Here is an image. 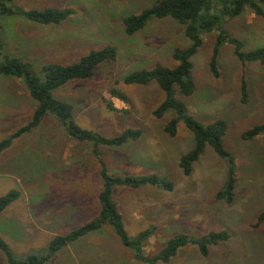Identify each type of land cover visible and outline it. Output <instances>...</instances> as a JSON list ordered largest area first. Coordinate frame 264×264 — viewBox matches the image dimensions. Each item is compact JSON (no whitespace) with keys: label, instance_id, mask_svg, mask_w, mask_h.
<instances>
[{"label":"rangeland","instance_id":"obj_1","mask_svg":"<svg viewBox=\"0 0 264 264\" xmlns=\"http://www.w3.org/2000/svg\"><path fill=\"white\" fill-rule=\"evenodd\" d=\"M158 0H14L25 9L55 8L70 14L58 25H39L8 17L5 24L7 50L34 63L70 65L94 50L114 46L117 55L95 68L93 76L75 79L55 91L71 103L74 120L82 128L112 137L129 128L140 129L138 140L119 147L102 146L111 173L124 176L156 174L173 184L131 188L118 186L113 193L126 228L136 236L155 227L144 248L157 254L166 240L186 234L201 238L226 231L229 238L210 247L207 257L196 245H186L166 264H264V134L245 140L242 134L264 123V67L243 63L234 46L226 43L217 56L219 75L211 70L216 35H205L203 45L191 58L195 91L177 93L189 113L204 124L223 119L225 148L237 166L233 200L219 198L225 190L228 168L211 146L193 164L190 174L180 166L183 155L194 146L192 132L183 121L175 136L165 130L175 116L155 111L165 92L156 81L126 84L124 78L157 64L174 67L175 48L191 41L184 25L171 17L153 18L133 35L126 33L124 18L138 14ZM228 32L249 51L264 47V15L250 9L225 24ZM8 34V35H7ZM246 80L248 101H242L241 81ZM120 90L124 101L112 94ZM112 102L115 110L108 108ZM35 101L20 79L0 76V141L11 138L32 118ZM92 144L71 138L59 120L45 117L29 132L13 139L0 153V196L11 190L20 197L0 214V235L14 254H44L50 240L66 234L98 215L102 186L98 159ZM0 264H9L0 249ZM47 264H144L134 257L115 232L104 227L67 245ZM164 264V263H159Z\"/></svg>","mask_w":264,"mask_h":264},{"label":"trees","instance_id":"obj_2","mask_svg":"<svg viewBox=\"0 0 264 264\" xmlns=\"http://www.w3.org/2000/svg\"><path fill=\"white\" fill-rule=\"evenodd\" d=\"M247 9L259 16L264 15V0H158L149 8L138 14L124 18L126 33L133 35L143 29L153 18L171 17L184 25V33L191 41L187 48H175L173 57L176 61L174 67L157 64L153 69H140L129 73L125 78L126 84H148L156 81L165 92L164 102L157 108L155 114L162 117L168 110H173L175 116L169 121L165 130L175 136L181 121L192 132L194 137L193 148L182 156L180 166L186 174H190L193 164L203 154L209 145L226 161L228 168L225 190L219 193V198L233 200L234 183L236 181L237 166L233 155L225 148L223 138L227 132V122L218 119L204 124L193 117L187 105L177 98V93L190 96L195 91V83L191 77L193 67L191 58L203 45L205 35L214 33L216 42L211 59V70L218 76L217 56L221 46L229 43L234 46L236 56L243 62H258L264 67V47L249 51L244 50L245 44L239 38L231 35L226 29L227 21L242 15ZM70 14L55 8L25 9L14 4V0H0V76L20 79L27 88L28 94L35 101V110L31 120L18 129L11 138L0 141V153L12 143L13 139L23 133L38 127L48 116L57 118L64 127L65 132L73 139L92 144L93 155L98 159L102 186L98 193L99 211L92 220L80 225L66 234L54 236L44 254H29L23 258L17 257L9 244L0 235V249L7 255L9 264H47L57 253L67 245L72 244L88 234L99 231L104 227L111 228L126 248L134 252V257L144 264L169 263L186 245H196L200 253L207 257L210 247L219 242L226 241L229 233L226 231L210 232L208 235L195 238L186 234H178L166 240L165 246L155 255H146L145 246L155 233V227L142 230L136 236L129 234L123 215L120 212L113 193L118 186L140 188L146 186H159L167 190L173 189V184L159 175L124 176L111 173L101 153L102 146L119 147L131 140H138L142 131L129 128L116 136L107 137L103 134L82 128L74 120V107L71 103L58 98L55 91L66 83L93 76L95 68L106 60H114L117 49L106 46L94 50L81 57L77 62L63 65L55 62L43 64L36 68L34 63L22 56L7 50L5 24L3 20L8 17L22 19L39 25H58ZM8 35V34H7ZM242 101H248L246 80L241 81ZM112 94L124 101L126 95L120 90H112ZM108 108L115 110L112 102H107ZM264 134V123L245 131L242 138L253 139ZM21 195L18 190H11L0 196V214L6 210ZM264 221V211L259 216L258 223Z\"/></svg>","mask_w":264,"mask_h":264},{"label":"crops","instance_id":"obj_3","mask_svg":"<svg viewBox=\"0 0 264 264\" xmlns=\"http://www.w3.org/2000/svg\"><path fill=\"white\" fill-rule=\"evenodd\" d=\"M8 208H9V207H8ZM8 208H7V209H8Z\"/></svg>","mask_w":264,"mask_h":264}]
</instances>
